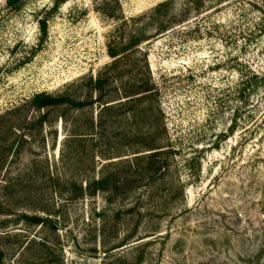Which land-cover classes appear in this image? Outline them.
<instances>
[{"label": "rangeland", "instance_id": "rangeland-1", "mask_svg": "<svg viewBox=\"0 0 264 264\" xmlns=\"http://www.w3.org/2000/svg\"><path fill=\"white\" fill-rule=\"evenodd\" d=\"M0 264H264V0H0Z\"/></svg>", "mask_w": 264, "mask_h": 264}, {"label": "trees", "instance_id": "trees-1", "mask_svg": "<svg viewBox=\"0 0 264 264\" xmlns=\"http://www.w3.org/2000/svg\"><path fill=\"white\" fill-rule=\"evenodd\" d=\"M111 57V54H109ZM100 84V80L97 79L96 81H94V86H96L97 88V92H98V100H100L102 98L101 92L102 89L98 88V85ZM142 85V86H141ZM145 85V86H144ZM140 84L137 85L135 87V90L133 93H131L132 95L125 97L124 101L122 102H130V103H141L142 101H144V99H146V96L151 94L150 90L147 88V86H149L148 84ZM45 97V98H44ZM62 101L61 98H50V97H46L42 94L36 95L32 98L31 101V109L32 111H37V112H42L43 110L52 107V106H56L58 105L60 102ZM105 104H101V109L100 110H109L111 109L110 107L113 105H105ZM45 114H41L37 119H36V124L37 125H43V119H44ZM30 221L35 222V223H42V220H40L39 218H30ZM46 222V221H43ZM53 227V225L51 226Z\"/></svg>", "mask_w": 264, "mask_h": 264}]
</instances>
